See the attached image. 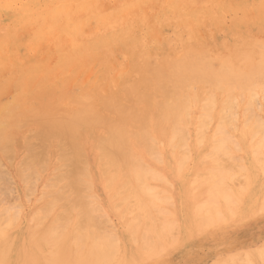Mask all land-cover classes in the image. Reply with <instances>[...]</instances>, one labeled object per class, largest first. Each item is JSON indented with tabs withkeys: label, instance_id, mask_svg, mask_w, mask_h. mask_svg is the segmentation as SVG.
Returning <instances> with one entry per match:
<instances>
[{
	"label": "bare ground",
	"instance_id": "bare-ground-1",
	"mask_svg": "<svg viewBox=\"0 0 264 264\" xmlns=\"http://www.w3.org/2000/svg\"><path fill=\"white\" fill-rule=\"evenodd\" d=\"M42 1L46 5L38 9ZM241 1L119 0L110 9L102 0H0V13L10 11L15 24L0 30V56L13 49L10 60L15 61L20 42L32 44L45 34L62 32L80 56L93 53L106 64L118 52L129 67L109 95L103 90L107 83L99 81L105 88L83 91L76 110L65 101L70 112L61 107L42 112L36 106L40 115L31 108L32 119L16 107L2 114L0 179L3 158L14 152L22 126L41 124L44 146L37 154L31 143L25 144L23 168L16 171L15 179L37 187L32 193L25 190L29 187L18 189L29 204L26 213L18 210L22 203L13 200V206L6 198L12 187L0 183V195H6L0 196L1 211L8 215L4 218L0 211V264H157L199 233L264 214V0ZM144 3L153 7L151 13L139 9ZM233 8L249 18L234 16L233 25L222 30L225 14ZM254 10L262 16H253ZM165 24L178 28L172 37L165 35ZM145 26L149 28L140 29ZM208 26L224 33L217 47L202 41ZM258 31L262 39L255 36ZM60 45L57 49H63ZM102 97L104 103L98 100ZM46 101L50 105L51 99ZM99 102L114 116L101 110ZM50 146H58L61 161L69 165L64 177L57 172L62 178L55 183L50 174L64 164L52 169L60 152L57 159L50 157ZM63 178H69L64 186ZM45 193L53 198L48 201ZM39 203L43 207L36 211L45 210L34 220L32 210ZM3 219L16 227L4 228ZM253 241L250 249L244 245L247 251L236 249L224 259L219 254L220 263L214 259L208 264H264V236Z\"/></svg>",
	"mask_w": 264,
	"mask_h": 264
},
{
	"label": "rangeland",
	"instance_id": "rangeland-1",
	"mask_svg": "<svg viewBox=\"0 0 264 264\" xmlns=\"http://www.w3.org/2000/svg\"><path fill=\"white\" fill-rule=\"evenodd\" d=\"M102 1H105L107 3V5L109 6L110 9H115V7H117V4L119 2V0H102ZM223 1L224 2H227V3H235V2H238V1L242 2L241 0H223ZM245 1H249V0H245ZM251 1H254V2L256 1L257 2L258 0H251ZM42 2H40V4L38 5V9L39 8L42 9L43 5L45 7V5H46L45 4V1H42ZM141 5L142 6H140L139 9H142L143 12H146L147 11L146 8L143 9L142 7H147V8H149V10L147 11V13H149V12L151 13V8H153V7H151V5H149V7L146 5V3L141 4ZM233 9H234L235 12H227V14H225L226 15L225 19L227 18V20H224L225 23L222 22V25H221L222 30H226L227 28L231 27L233 25V23H234V18L235 17H236V19H241V18L247 19V18H249L248 16H246L245 14H243V10L241 12V9H239V11L237 13V11H236L237 9L236 8H233ZM256 10H254L253 16L256 14V12H255ZM3 11H5V12H2L1 11V13H0V18H1L0 19V21H1L0 22V30L2 31V33L6 32L8 26L11 25L10 28H13L14 25H15V24H13V21H11V20H14V18H10V17H12V14L9 13L10 11H8V13H7L6 10H3ZM258 12L259 11H257V13ZM2 13L3 14H6V16L3 15ZM261 13L259 12L258 15L257 14L256 15L257 16H259V15L262 16ZM237 14H240V15H238V17H237ZM228 15H230V16H228ZM253 16L251 14L250 18H252ZM2 18H3V20H2ZM5 19H7V21ZM91 24H92V26H95L96 25L95 22H94V20L91 21ZM136 27H138V26H136ZM146 28H149V27L145 26V27L140 28V29H146ZM210 28H211V30L213 29L214 32L211 31ZM216 28H214L212 26H208V27L204 28V31L205 32H204L203 36L206 35L207 37L206 38H205V36L204 37H201V38H204L205 39V40L203 39L202 41L208 42L210 44L213 43L212 45H215V46L216 45H219L216 42L218 41V38L219 37L224 36V33H222V32L219 33L221 31V29H219L220 27H216ZM177 29L178 28H176V26L174 24H170V26H169V24H167V25L165 24L163 26V31H164L165 35L168 36V37L169 36L172 37L174 31L177 30ZM168 33H169V35H168ZM255 33H257V34H255ZM260 33H261V31L254 32V34H255V36L257 38H260L261 37L262 34H260ZM63 34L64 33L59 32L58 33V36H56V35L54 36V35L48 33V34H45V36L43 38L39 39L38 41H36V42H34L32 44L31 43H26L25 41L24 42H20L19 46L17 48H15V50H16V52H15V57H16L15 59L16 60L15 61H14V59L13 60H10V58L13 57L12 56V51H14L13 49H12V51L10 49H7L2 54V56H0L1 57L0 58V109H1L0 110V118H3L4 114L5 115L6 114H11L10 112L12 110H14V109H15V111H17L20 114H27L28 117H26L27 115L24 116L27 119H32L35 115H40V114H37L36 113V111H35L36 109L37 110L40 109L42 112L43 111L50 112V111H53V110H57L58 108L60 109V107H61V110H63L64 112H67L68 109H69L68 112H70V108H71V111H73L74 109L76 110L77 109L76 107H78V104H77L78 101L79 100L81 101L83 99V96H81V95H83L82 94L83 91H85V92L86 91H88V92L91 91L92 92L93 90H97L98 88H101L102 89V88L108 87L109 89L108 88L103 89L104 91L106 89L109 90V92L107 91V93H108V94H106V96H107L111 92L110 90L113 89L112 88L113 85L116 86V83H117L118 79L121 77L120 78V80H121L122 78L125 77L124 74L127 75L126 72L128 71V68L129 67L126 65L127 60H125V55L122 56V54L121 53H118V52H115L114 55L111 54V56L106 60L107 63H109V64H107V63L106 64L101 63L99 61V59H96V57L93 56L94 55L93 53H90V55H92V56H80V53H78V51H77L78 50L77 47H74L73 46V42L71 43L70 39H68V35L67 36L65 35V37L63 38V36H64ZM60 35H61V37H60ZM210 35L213 36V38ZM263 36L264 35H262V37ZM55 37L57 39H59V40L55 39ZM53 38L55 39V41L53 40ZM260 39H262V38H260ZM67 41L70 42V43H67ZM57 42L59 44H56ZM60 42H63V43H61V45H60ZM54 43H55V45H54ZM48 45H49V47H48ZM56 45H60V46L63 45L62 46L63 49H61V48L59 49L58 48L59 49L58 50L57 49L58 46H56ZM72 46H73V48H72ZM66 47L68 48V50L66 49ZM69 48L70 49L72 48L73 51H71L72 49L70 50ZM41 49H42V51H41ZM29 50H31L33 52H30ZM57 50L58 51H61V52L58 53ZM91 57L92 58H95V60L92 59ZM21 60H24V61L21 62ZM74 60L75 61L77 60V63L76 64L74 63ZM4 61H5V63H4ZM71 62H72V65L70 64V67H68L69 65H67V64H69ZM110 62L113 63V65H112L113 67L111 66L112 63H110ZM92 64H94V65H92ZM114 65H115V67H114ZM5 67H6V69H5ZM61 70H62V72H60ZM40 72H41V75L39 76ZM50 72H51V75H49L48 76L49 78H48L47 77V74L48 73L50 74ZM34 73H36V74L33 76ZM119 73H122L123 75L122 74L120 75ZM17 74H19V75H17ZM112 74H113V77H112ZM53 76H54V78H52ZM114 76H116L117 78L116 77L114 78ZM32 77H33V79H32ZM50 78H52V80H50ZM108 78H109V80H108ZM113 78H114V80H113ZM30 79H32V80L30 81ZM43 79H44V81H42ZM45 80L48 81L49 83H45L46 82ZM54 80H55V82H54ZM98 81L100 82V84L102 82V85L101 86H105V85L106 86L105 87H101ZM105 81H107V82H105ZM41 82L44 83V84H42ZM68 82H69V85L67 84ZM38 83H39V85H38ZM105 83H107V84H105ZM25 84H27V85L25 86ZM90 85H91V87H89ZM34 86H36L37 88L34 87ZM94 86H95V88H94ZM52 87L53 88L56 87V88L53 89ZM61 87H62V90L65 89L66 92H63V93H65V95L62 96L64 98H61L60 99L59 97H61V94L63 95V93H61V94L59 93ZM63 87H65V88H63ZM83 87H87V89L84 88L85 90H83ZM37 90H38V92H37ZM80 91H81V94L79 93ZM34 93H36L37 96H35ZM50 93L52 95H50ZM58 93H59V97H58ZM66 94H70V95H66ZM79 94H80V96H79ZM51 96H52V98H51ZM103 96H104V98L106 97L105 94ZM80 97H81V99H80ZM25 99H26V101H25ZM47 99L48 100L51 99L50 105H48L49 102L46 101ZM71 99H74V102ZM62 100L64 102H62ZM68 100L69 101L71 100L70 102H72V103H69ZM98 100L100 102L101 101L102 102L105 101V99H103V97H102V99L99 98ZM45 101L47 102V104H45L46 103ZM65 101L69 105L70 108H68V106L65 103ZM43 102L45 104V107H44ZM100 102H99V108L101 110L103 109V111L107 110L105 108V105L103 104L104 102L101 103V104H100ZM72 104H73V108L74 109L72 108ZM75 104H77V106ZM27 105H28V107H27ZM39 105L42 106V107H40ZM103 105H104V108H103ZM36 106H38L39 109H38V107L34 109V107H36ZM47 106L50 107V109ZM14 107H16V108H14ZM26 107L29 108V109H27ZM17 108H19V109H17ZM31 108H33L32 110H34V112L36 114L34 112H32ZM48 110H50V111H48ZM15 111H13V113ZM105 112L107 113L108 116H112V115L114 116V114L111 113V112H108V110L105 111ZM2 114H3V116H2ZM18 115L19 114H17L16 116H18ZM19 117H21V115ZM30 117H32V118H30ZM18 120H20V119L18 118ZM21 120H23V116H22V119ZM33 123H35V122L33 121ZM39 125H41V124H37V123L32 124V121H31L29 125H26L28 128L25 127V126H22L21 127L22 129L20 130V136L18 137L19 139L16 140L14 149L12 148L14 150V152L12 154L10 153L11 155L9 154L8 157L6 156L7 158L10 159L9 160L10 161V164H9V162H6V161H8L6 159V157L3 158V167H5L7 169V171L9 172V174H7V171L4 168L3 169V172H2L3 173L2 177L3 178L6 177V178H4V181H2L3 178H1L0 179L1 180L0 183H1V185L9 184V185H6V186H8V190L10 189V187H12V189L9 190V192L11 191L10 193L7 191V193H9V196L8 197L5 194H3L4 191L2 193V196L1 195L0 196H1V198L3 196L4 197L6 196V198H8V199L11 198L12 200L11 199L10 200L12 201V203H10V204H12L13 206H14V201H15V205L16 204L18 205V203H20V204L22 203L23 207L21 205L20 209L18 207H16V208H18V210L21 211V212H23V213H26V211H28V205L29 204L27 205V204H24L23 203L24 202V200H23L24 197L19 193V191H18L19 187H23V188L29 187L30 189L28 188V189H25V190L28 191V192H31V193H32V191L35 192V189L37 190V187L36 186H33V187H35L33 189V187H31L32 184L29 185L30 183H32L31 181L29 182V181L25 180V181L20 182L19 179H15L17 177L16 171L18 169L21 170L23 168V164H22L24 162V157L23 156H25L24 155L25 152L27 154V147L26 146L24 147L25 144L31 143L32 144V147L34 148V150L36 151V153L42 151V148H43L44 145L40 144V142L42 143V140H41V137H39L40 136L39 135V132H40V128H39L40 126ZM36 132H37V135H36ZM33 135H35V137ZM34 138H35V140H34ZM35 147H37L36 149L38 151L35 149ZM57 148L59 149L58 146L56 148H55V146H54V148H53V146L52 147L50 146L49 149H48L49 150L48 151V155L50 157H52V158H55V159H57V155L55 156V154H57L58 152H60V154H58V158L60 156V159L57 160V162L54 164V166L52 167V169L53 168L55 169L56 167H58L60 165L62 167L63 164L65 165L66 162L68 163V161H66V160H62L61 161V151H59L60 149L58 150ZM16 149H17V151H15ZM22 152H24V154ZM17 153H18V155H17ZM37 154H40V153H37ZM19 162L20 163L22 162V163L20 164V166H17V165H19ZM64 165H63L64 168H61L60 169V167H58L57 170H52V173L50 174V179L52 178V180H51L52 182H54V183L55 182H59L60 181L59 179H61L62 177H64V175L66 174L65 173V170L68 171V169H69V165H67V164H66V166H64ZM20 167H22V168H20ZM58 169H60V170H58ZM57 172L60 173V175H63V176L60 177V175H57L58 174ZM54 176H56L57 178H55ZM7 178H8V181L10 179V182L7 181ZM68 179L63 178L61 180V183L63 182L61 185L64 186L65 183L68 184V182H69V181H67ZM24 183L25 184L27 183L28 186L25 185ZM6 186H5V188H6ZM13 187L16 190L15 189L13 190ZM3 188L4 187L2 186V190H4ZM1 191H0V194H1ZM10 194H12V195H10ZM13 194H14V196H13ZM71 194H72L71 191H67L66 196L69 197ZM48 195H51V194L47 193V195H46V193H45V196H47L46 198L49 201V200H51L53 198V195H51L50 197ZM21 196L23 197V199L21 198ZM29 196H30V198L33 197L31 195H29ZM19 198H20V200H19ZM3 199H5V198H3ZM8 199L7 200L5 199V201H9ZM2 203H4V202H2ZM2 203H1V206L3 205ZM6 204H8V203L6 202ZM10 204H8V205L10 207H12ZM20 204L18 206H20ZM8 205H6V206H8ZM1 206H0V211L2 209ZM9 206H8V208H9ZM4 207H5V205H4ZM41 207H43V206L40 205V203H39V204H37L33 208L32 211L34 212V211H36V209L39 210L38 208L41 209ZM4 209H6V207ZM43 209H42V211H43ZM9 210H11V209L9 208ZM60 210L62 212V209H60ZM60 210L59 211L57 210V212L60 213ZM4 211L3 212L1 211L3 214L2 213H0V214L4 215L5 214ZM11 211H13V210H11ZM11 211H9V214L10 215L12 214ZM14 211H16V210H14ZM42 211L40 210L41 213H42ZM38 212L37 211L34 212V220H37L36 218H37L38 214L40 213V212L39 213ZM41 213H40V215H42ZM13 214H16V213H13ZM261 214L262 213H260V215L258 214V216L257 215L253 216L252 219L250 218V220H248L249 222L246 221V222H243V223L238 224L239 226L236 225V226H228V227L227 226L226 227H219V229L221 228L222 231H220L217 227H215L214 229L212 227H210V228H212V229L209 228L210 230H212V231L215 230L214 231L215 233H213L215 235L211 234L212 231L210 232L209 229H208L209 231L206 230L207 231V232H205L206 234L204 232H202L204 234L199 233L200 235L197 234L199 236V237L197 236L198 238L195 235L191 239V241L187 242L185 245H183L182 247H180V249L177 250L178 252L177 251L176 252L175 251H172L171 254L168 253L169 255L166 254L163 257L159 258L156 261V263L157 264H179V263H181V264H208L210 261H212L214 259L218 261L217 263H220V260L222 261L224 259V257L227 256V254H229V253L231 254L232 252L237 251L236 249H239V250L240 249H244V250L247 251L248 249H250L255 244V241H253V240H255V238L261 239V237L264 236V232H263L264 231V229H263L264 228V214H262V215ZM4 216H5L4 218H6L8 215L5 214ZM0 219H1V216H0ZM11 219L9 218V219H6V220H8V221L10 220V223H12L11 221L14 218L12 220ZM3 221L5 222L4 219H3ZM8 221H6L5 223H1L2 224L1 226H3V224H6V227L9 226L6 229L16 227V224L15 225H12V226L11 225H7ZM216 230H217V232H216ZM199 246H201V247H199ZM225 252H227V253L226 254H223ZM219 254H220V258H221V255L223 256L222 257L223 259H220L219 258L220 259L219 260L216 257V256H219ZM175 257H177V258H175Z\"/></svg>",
	"mask_w": 264,
	"mask_h": 264
}]
</instances>
